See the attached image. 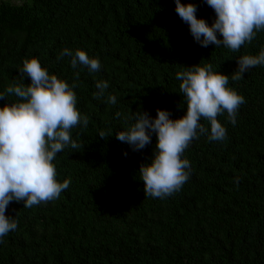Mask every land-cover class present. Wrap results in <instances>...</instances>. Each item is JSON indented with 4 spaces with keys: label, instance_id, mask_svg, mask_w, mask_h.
I'll return each mask as SVG.
<instances>
[{
    "label": "trees",
    "instance_id": "trees-1",
    "mask_svg": "<svg viewBox=\"0 0 264 264\" xmlns=\"http://www.w3.org/2000/svg\"><path fill=\"white\" fill-rule=\"evenodd\" d=\"M181 3L196 4L197 18L214 22L204 0ZM65 48L98 57L101 70L72 68L71 57L58 59ZM262 48L264 31L238 52L201 47L174 0H0V92L11 83L29 85L19 70L37 58L50 74L77 85V108L88 119L87 127L72 129L79 147L53 161L57 180L70 179L69 188L32 208L9 204L5 214L18 228L0 243V264H264V66L231 79L237 60ZM208 63L246 101L236 124L225 111L217 119L226 140L200 135L191 142L183 154L190 177L179 192L145 196L139 170L150 162L156 137L133 151L115 133L136 113L155 118L159 109L170 119L183 117L187 103L176 73ZM98 81L110 87L94 99ZM108 95L117 103H108ZM5 96L0 107L17 100Z\"/></svg>",
    "mask_w": 264,
    "mask_h": 264
},
{
    "label": "clouds",
    "instance_id": "clouds-1",
    "mask_svg": "<svg viewBox=\"0 0 264 264\" xmlns=\"http://www.w3.org/2000/svg\"><path fill=\"white\" fill-rule=\"evenodd\" d=\"M215 12L209 25L197 18L196 4H183L174 0L175 11L189 27L194 41L201 47L224 46L238 52L250 44L258 32L264 31V0H204ZM221 37V38H218ZM71 57V67L83 66L89 73L99 72L102 64L85 51L75 52L65 48L58 59ZM238 68L231 74L233 81L243 79V74L257 66H264V48L258 55H243L237 60ZM21 74L30 78L29 85L11 83L5 93L15 95L16 102L0 107V243L18 228L15 218L6 216L11 202H23L24 207L55 201L71 184L70 179L57 180L53 161L57 154L79 145L72 139V129L87 127L88 119L77 108V96L71 86L41 66L37 58L25 59ZM181 81L187 108L180 119H170L171 113L157 109L156 117L147 112L136 113L135 122L125 130L116 132V139L127 143L133 151H140L156 137L155 151L149 163L140 167L145 196L164 199L179 192L190 177V161L183 154L200 135L209 141H224L227 129L217 117L226 111L231 124H236L238 110L246 101L229 87V76L214 71L211 63L186 67L176 73ZM110 87L107 81L96 83L94 99L105 96ZM107 102L116 104L115 96L108 95ZM117 113V116H120ZM206 120L209 126L200 123ZM106 133L99 137L105 139ZM126 155V154H125Z\"/></svg>",
    "mask_w": 264,
    "mask_h": 264
}]
</instances>
